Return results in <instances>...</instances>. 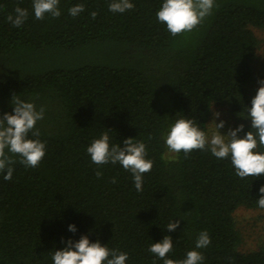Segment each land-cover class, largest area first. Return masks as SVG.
Here are the masks:
<instances>
[{
  "label": "trees",
  "instance_id": "1",
  "mask_svg": "<svg viewBox=\"0 0 264 264\" xmlns=\"http://www.w3.org/2000/svg\"><path fill=\"white\" fill-rule=\"evenodd\" d=\"M110 2L59 0V17L38 20L32 0H0V116L12 113L14 95L43 107L36 128L46 144L37 167L16 156L11 180L0 173V264H53L51 253L81 235L127 252L126 264H163L151 243L171 236L168 258L183 260L205 230L202 264H264V244L238 249L233 219L240 206L259 208L264 176L242 179L209 151L172 153L161 136L181 116L206 131L216 106L244 125L239 134L250 130L252 28L264 29V0H214L210 15L177 36L156 18L162 0H131L124 13ZM76 4L84 11L73 17ZM17 5L29 13L19 28L6 19ZM105 131L110 144L145 143L153 163L141 192L119 163L95 175L86 148ZM171 220L180 221L174 231Z\"/></svg>",
  "mask_w": 264,
  "mask_h": 264
},
{
  "label": "clouds",
  "instance_id": "2",
  "mask_svg": "<svg viewBox=\"0 0 264 264\" xmlns=\"http://www.w3.org/2000/svg\"><path fill=\"white\" fill-rule=\"evenodd\" d=\"M59 0H32V10L36 19L40 20L46 14L59 17ZM214 0H162V4L156 12L157 20L166 25L172 36L190 32L197 27L205 17L211 14ZM109 11L124 13L134 8L131 0H111L108 5ZM69 14L76 17L84 11L83 4H76L69 8ZM28 10L20 6L14 9V15L9 13L7 21L13 27H21L27 19ZM96 13L92 12L94 19ZM259 87L251 98V106H246V115L250 118L251 128L241 137L239 132L244 130V125L239 124L235 128H229L226 134H221L218 129L223 128L225 122L215 119L211 122L213 127L206 132L197 126L193 119L183 116L172 120L162 133V139L168 150L172 153L183 152L185 157L189 153L200 150L209 151L218 159H230L235 173L240 178L264 176V79L258 80ZM13 111L11 114L4 112L0 116V173L4 180H11L13 174L12 165L17 161L25 167H37L45 156L46 144L39 139L40 132L36 128L39 120L43 119L45 109L39 110L31 102L22 100L14 95L11 99ZM214 118L219 116L213 113ZM31 137L34 138H30ZM124 146L110 144V136L107 131L102 132L98 138H93L87 146L92 163L98 166L95 175L100 178L103 173L100 166L119 163L123 169L132 174L137 192L143 190V174L150 172L152 161L146 158V145L142 141H134L132 137L125 138ZM7 150V152H6ZM10 153L11 155H9ZM174 159L176 157H173ZM117 181L112 178L111 183ZM259 198L256 203L260 209H264V184L259 187ZM180 221L167 224L169 231H174ZM68 229L75 232V225L69 224ZM62 242H64L62 240ZM62 249L51 253L53 264H126L128 253L119 249H110L102 245L99 240L90 242L86 235H81L76 241L67 240ZM211 243L208 232L200 231L196 240L195 248L186 253L183 260L168 258L173 249L172 237L165 235L159 242L151 243L148 251L155 254L163 261V264H202L204 256L197 249L207 248Z\"/></svg>",
  "mask_w": 264,
  "mask_h": 264
},
{
  "label": "rangeland",
  "instance_id": "3",
  "mask_svg": "<svg viewBox=\"0 0 264 264\" xmlns=\"http://www.w3.org/2000/svg\"><path fill=\"white\" fill-rule=\"evenodd\" d=\"M252 30L258 40L256 58L253 62L254 76L251 84V89L256 90L259 87L258 80L264 79V29L253 27ZM214 112H218L219 116L214 118ZM214 119L216 123H219L220 120L225 122L224 127L218 129L221 134H226L229 128H235L238 125V121L228 113L227 108L216 106L211 110L206 132L213 127L211 122ZM238 136L242 137L239 133ZM233 219L240 237L238 249L241 252L255 250L264 244V209L240 206L233 212Z\"/></svg>",
  "mask_w": 264,
  "mask_h": 264
}]
</instances>
